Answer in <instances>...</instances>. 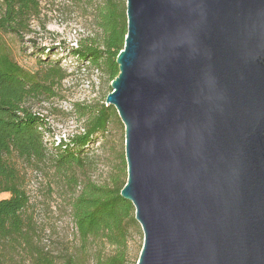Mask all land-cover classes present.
<instances>
[{
	"label": "water",
	"instance_id": "1",
	"mask_svg": "<svg viewBox=\"0 0 264 264\" xmlns=\"http://www.w3.org/2000/svg\"><path fill=\"white\" fill-rule=\"evenodd\" d=\"M107 106L137 264H264V0H127Z\"/></svg>",
	"mask_w": 264,
	"mask_h": 264
},
{
	"label": "trees",
	"instance_id": "2",
	"mask_svg": "<svg viewBox=\"0 0 264 264\" xmlns=\"http://www.w3.org/2000/svg\"><path fill=\"white\" fill-rule=\"evenodd\" d=\"M71 1L93 9L94 24L102 36L73 47V55L106 71L112 82L119 75L116 60L128 32L126 2ZM41 15V0H0V195H9L0 200V264H127L130 229L139 225L133 204L121 196L127 182L113 179L112 185L99 186L78 173L91 165L83 150L95 135L106 132L114 107L103 105L84 135L49 147L47 117L35 111L34 103L54 98L55 88L67 74L59 64L45 61L43 71H27L4 40L13 36L24 41L34 33L33 24ZM20 164L53 169L69 199L75 229L72 240L53 241L30 213L31 199ZM107 247L114 254L104 255Z\"/></svg>",
	"mask_w": 264,
	"mask_h": 264
},
{
	"label": "rangeland",
	"instance_id": "3",
	"mask_svg": "<svg viewBox=\"0 0 264 264\" xmlns=\"http://www.w3.org/2000/svg\"><path fill=\"white\" fill-rule=\"evenodd\" d=\"M124 1L127 4V0ZM41 5V20L34 22L32 35L22 42L13 36H4V40L14 59L27 71H43L42 61H45L59 64L67 74L55 88L54 98L34 103L35 111L47 117L48 146L53 144L57 148L61 143H69L74 137L84 135L97 111L103 105L107 106L106 98L112 92V82L106 71L80 61L72 52V48L77 49L81 43L101 40V32L94 24L93 9L71 0H41ZM42 49L47 52L42 54ZM109 117L106 132L95 135L83 150V157L91 165L86 172H78L84 180L90 179L99 186L112 185L113 179H118V183L128 180L125 126L115 108ZM20 167L26 176V189L31 199L29 211L37 223L47 228V236L53 241L72 240L75 229L67 207L69 199L54 177L53 169L48 166L36 170L23 164ZM8 197V194L0 195V200ZM143 244L142 228L140 225L132 227L127 264H137ZM104 253L110 256L114 249L107 247Z\"/></svg>",
	"mask_w": 264,
	"mask_h": 264
}]
</instances>
